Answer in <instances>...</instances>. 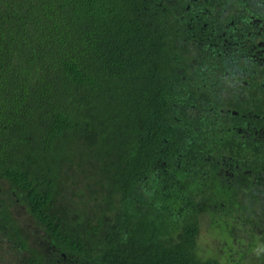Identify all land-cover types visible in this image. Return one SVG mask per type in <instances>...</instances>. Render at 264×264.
Returning a JSON list of instances; mask_svg holds the SVG:
<instances>
[{
    "label": "trees",
    "instance_id": "obj_1",
    "mask_svg": "<svg viewBox=\"0 0 264 264\" xmlns=\"http://www.w3.org/2000/svg\"><path fill=\"white\" fill-rule=\"evenodd\" d=\"M254 10L264 0H0V264H222L199 254L206 221L263 231L264 142L185 110L212 45L192 32Z\"/></svg>",
    "mask_w": 264,
    "mask_h": 264
},
{
    "label": "flooded vegetation",
    "instance_id": "obj_2",
    "mask_svg": "<svg viewBox=\"0 0 264 264\" xmlns=\"http://www.w3.org/2000/svg\"><path fill=\"white\" fill-rule=\"evenodd\" d=\"M258 15L255 10L240 13L222 25L224 19L218 17L215 28L204 24L199 35L192 32L193 38L211 39L212 45L202 51L197 80L188 82L198 87L196 92L185 98L186 111H203L222 125L228 123L235 141L246 145L251 138V148L264 142V18ZM232 116L238 119L230 122Z\"/></svg>",
    "mask_w": 264,
    "mask_h": 264
},
{
    "label": "rangeland",
    "instance_id": "obj_3",
    "mask_svg": "<svg viewBox=\"0 0 264 264\" xmlns=\"http://www.w3.org/2000/svg\"><path fill=\"white\" fill-rule=\"evenodd\" d=\"M13 210L18 220L23 222L25 227L28 225L27 231L31 234V240L36 241L38 247H45L41 232L34 226L30 217L19 206H14ZM244 228L243 224L232 220L227 223L222 218L206 221L199 239V254L203 258H215L222 264L257 262L258 255L263 257L264 241L262 242L260 236H264V230L261 232L257 230L256 233L259 234L249 235L244 232Z\"/></svg>",
    "mask_w": 264,
    "mask_h": 264
}]
</instances>
